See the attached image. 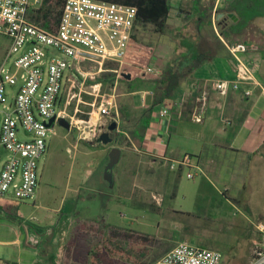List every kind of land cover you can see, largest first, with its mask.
I'll list each match as a JSON object with an SVG mask.
<instances>
[{"label": "rangeland", "instance_id": "1", "mask_svg": "<svg viewBox=\"0 0 264 264\" xmlns=\"http://www.w3.org/2000/svg\"><path fill=\"white\" fill-rule=\"evenodd\" d=\"M240 2L253 4L255 10H264L261 0ZM168 22L169 28L164 34L155 32L151 24L134 30L139 51L129 52L130 58L126 60L122 72L128 73L126 68L136 73L145 72L153 61L152 57H165L170 52L172 46L169 40L176 35L173 30L176 21L169 19ZM256 33L258 30L253 24L241 41L255 40ZM9 44V39L0 34V63ZM51 52L57 53L54 49ZM110 66L115 67L114 64ZM82 68L86 72H94L97 66L86 64ZM103 74L88 78L81 90L77 89L70 105L71 113L78 109L76 119L88 120L94 111L93 103L99 97L98 91L90 85H94L99 77H104L101 93L109 92L110 84H106L108 80L105 79L112 75ZM135 82L137 84V80ZM121 92L122 89L117 87L118 102ZM133 97L134 102L139 103L141 95L135 93ZM10 101L11 97L8 96L6 102ZM78 134V130H68L55 122L47 138L48 149L39 161V185L35 195L17 204L15 210V214L28 217L25 223L35 230L30 242L40 248V254L48 258V264H152L166 248L179 241L219 250L226 259L232 258L234 252L232 264H243L248 238L241 232L253 226L255 234H252L260 240L254 227L255 221L260 218L258 214L264 215V196L258 191L261 184L259 173L257 181L255 178L252 180V190L246 196L252 197V203L256 205L247 218L250 223L238 214L234 219L241 224L230 223L226 219L216 218L208 209L201 217L195 216L196 220H186L180 208L194 207V199L189 196L191 181L187 179V171H182L176 188L170 183L165 186V183H161L163 179L154 180L153 171L137 170L140 159L133 144L124 146L126 152L123 160L120 162L119 155L113 165L111 179L104 173L108 181L105 187L93 185L80 192L81 172L90 164L88 162H91L93 155L86 156L85 152L92 149L90 144L78 139ZM19 137L24 138L22 134ZM79 192L85 196L84 199L78 200ZM110 225L120 232L113 234ZM123 231L147 238L144 242L135 241L125 237Z\"/></svg>", "mask_w": 264, "mask_h": 264}, {"label": "built area", "instance_id": "2", "mask_svg": "<svg viewBox=\"0 0 264 264\" xmlns=\"http://www.w3.org/2000/svg\"><path fill=\"white\" fill-rule=\"evenodd\" d=\"M43 1L0 0V34L10 41L0 63V202L20 204L35 195L39 161L48 149L47 138L55 122L66 119L71 129L79 131V140L93 144L98 143L111 122L119 124L118 79L130 58L129 52L139 51L136 42L131 45L136 6L105 0H65L58 27L51 31L31 19L32 10ZM222 1L216 0V5ZM215 21L214 18V25ZM225 44L235 61L236 76L231 81L217 80L214 88L225 95L230 87L246 85L245 96L256 92L264 95V82L241 57L247 44ZM86 64H94L97 69L86 72L82 68ZM99 73H114L115 82L104 93L103 80L90 85L98 91L99 99L93 103L95 108L88 120L76 119L78 109L70 112L76 91ZM159 73L155 62L136 74ZM207 99V91L202 90L194 120H202ZM159 115H168V109L161 108ZM52 117L54 121L49 124ZM176 167L187 169L188 178L195 176L190 155L170 162V168ZM257 228L261 243L249 264H264V224ZM221 259L219 250L179 241L152 264H219Z\"/></svg>", "mask_w": 264, "mask_h": 264}, {"label": "crops", "instance_id": "3", "mask_svg": "<svg viewBox=\"0 0 264 264\" xmlns=\"http://www.w3.org/2000/svg\"><path fill=\"white\" fill-rule=\"evenodd\" d=\"M229 1L231 0H224L216 5V0H170L171 9L167 24L169 25V19L176 21L173 29L176 35L171 41L169 40L172 46L170 52L165 57L155 55L151 63L156 62L157 67L161 68L178 56L182 52L177 46L178 41L182 37L195 40L199 34L195 19L211 8H213L212 21L214 18H221L223 13H217V10L224 8ZM227 16L234 20L238 19L233 13ZM253 24L264 31V16ZM213 30L222 42L220 44L215 38L212 41V45L219 43L216 54L184 80L176 95V102L171 109H168V115H159V110L166 108L165 106L153 108L150 124L141 144L137 146L133 142V148L140 159L136 167L138 171L141 169L153 171L154 180L163 179L161 183H165V186L170 183L176 188L180 183L182 171L188 172V170L183 167L172 169L170 162L184 155H190L192 169L196 168L195 176L187 177L191 181L189 196L194 199V207L184 210L180 208L186 220L189 218L196 220V217H201L208 209L216 218L226 219L230 223L241 224L234 219L237 214L244 218L245 222L250 223L247 218L256 209V205L252 203V197L246 196L247 192L252 190L254 178L255 181L258 178L261 180L258 191L264 196V95L256 92L253 96H245L243 90L246 85H241L239 89L230 87L225 95H221L214 88L217 80L235 79L236 69L235 61L226 47V41L218 33L216 21L215 25H212V30L210 27V31ZM255 37L257 40L241 41L240 39V42L246 41L248 46L241 57L254 71L256 77L264 82V42L262 43L264 38L258 33ZM202 90L207 91L208 99L202 120L196 121L193 113L199 108L198 97ZM151 92V90H137L131 93V97L134 101V94L139 93L140 101L134 103L137 106L149 107L153 101ZM90 147L93 151L88 150L85 154L93 157L91 162H88L90 166L87 165L81 172L80 192L83 188L93 185L105 187L107 180L104 173L109 161V153L113 147L118 146L98 142ZM119 148L121 162L126 151L123 146ZM80 192L78 200L85 198ZM6 204L12 203L0 202V205ZM14 214L8 215L0 209V264H48V258L40 254V248L30 242L35 230L25 223L28 217ZM258 217L260 218L255 221L254 227L260 235V240L255 238L253 226L248 227L249 230L244 228L241 232L248 238L246 260L243 264H249L255 249L261 243V234L257 225L264 224V215L258 214ZM172 247L166 248L162 255ZM233 254L235 255L234 252ZM234 255L226 259L222 253L219 264H232Z\"/></svg>", "mask_w": 264, "mask_h": 264}, {"label": "trees", "instance_id": "4", "mask_svg": "<svg viewBox=\"0 0 264 264\" xmlns=\"http://www.w3.org/2000/svg\"><path fill=\"white\" fill-rule=\"evenodd\" d=\"M65 0H44L42 4L32 10L31 19L37 24L48 30L54 31L57 29L62 8ZM113 1L122 4L136 6L138 9L137 19L134 30L148 24L153 25L155 32L164 34L169 25L167 20L169 17L171 5L170 0H105ZM260 1V0H259ZM264 2V0H261ZM212 9L202 12L195 19L198 35L195 40L187 37H182L177 43L179 49L182 50L178 56L169 61L166 65L160 68V73L157 76L150 74H136L130 68H126L128 73L122 72L118 79L117 87L122 89L119 95V113L120 121L118 129L111 132L114 144L118 147L132 146L133 142L140 145L145 131L150 124V117L153 108L156 106H165L171 109L176 102V95L182 87L184 80L192 74V72L201 66L204 62L210 60L216 54L219 48V43L212 45L214 38L222 44L219 35L212 30ZM217 13H223L221 18H216L218 33L229 44H236L251 28L253 23L260 17L264 16V10H255L253 4H242L240 0H231L226 3L222 9H218ZM233 13L238 19L234 20L228 17L227 14ZM226 16V17H225ZM258 34L264 38V31L258 29ZM137 41L135 32L131 36V45ZM246 41L242 42L245 43ZM246 44V43H245ZM109 74L111 77L105 83L112 86L115 82L114 73ZM124 74H130V78L124 77ZM104 80L103 78H98ZM137 80V84L135 82ZM137 90H151L153 94L152 105L137 106L131 93ZM92 145L93 143H88ZM17 204L0 205V209L8 215L14 214ZM16 215V214H14ZM113 225H110L113 234H118ZM125 237L132 238L135 241L144 242L147 237L128 233L123 231ZM133 240V241H134Z\"/></svg>", "mask_w": 264, "mask_h": 264}, {"label": "water", "instance_id": "5", "mask_svg": "<svg viewBox=\"0 0 264 264\" xmlns=\"http://www.w3.org/2000/svg\"><path fill=\"white\" fill-rule=\"evenodd\" d=\"M124 77L130 78V74H124ZM54 121V117H52L49 121V124ZM59 123L65 127L66 129H71L70 123L66 119H60ZM118 129V123L116 121H113L108 126V130L103 132L98 137V142H101L103 144H109L113 142V137L111 136V132ZM120 155V148L119 147H113L110 150L109 153V162L105 168V172L109 175L110 179L112 177V168L115 162H117Z\"/></svg>", "mask_w": 264, "mask_h": 264}]
</instances>
